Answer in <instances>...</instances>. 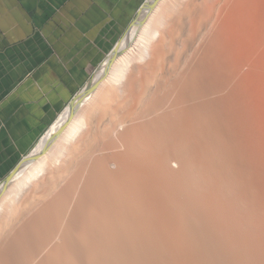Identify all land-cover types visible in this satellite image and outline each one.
Instances as JSON below:
<instances>
[{"label": "bare ground", "instance_id": "bare-ground-1", "mask_svg": "<svg viewBox=\"0 0 264 264\" xmlns=\"http://www.w3.org/2000/svg\"><path fill=\"white\" fill-rule=\"evenodd\" d=\"M146 7L0 185V264H264V0Z\"/></svg>", "mask_w": 264, "mask_h": 264}, {"label": "crops", "instance_id": "crops-1", "mask_svg": "<svg viewBox=\"0 0 264 264\" xmlns=\"http://www.w3.org/2000/svg\"><path fill=\"white\" fill-rule=\"evenodd\" d=\"M145 1L0 0V185L39 146Z\"/></svg>", "mask_w": 264, "mask_h": 264}, {"label": "rangeland", "instance_id": "rangeland-1", "mask_svg": "<svg viewBox=\"0 0 264 264\" xmlns=\"http://www.w3.org/2000/svg\"><path fill=\"white\" fill-rule=\"evenodd\" d=\"M148 1H149V0H146V1L144 2L143 6L141 7V9L139 10V12H138L137 15L135 16V18H134V20H133V23H132V24H134V22H135V24H134V26L132 27V29H131L130 32H129L130 35L128 34V36H126V33L129 31V29H128V30L125 32V34L123 35V37H124V36H125V37H124L123 40H120V42H119V44H118V47L116 48V51H115L114 54H113L114 56H115V54L117 53V51H119L120 47H121L123 44H125V47H126L127 49H130V48H132V47L134 46V44H133V43H134V39L136 38L137 33H138L137 30L135 31V28H136V26H137L136 23L138 22V18H139V16H140L142 13H144V11H146L147 7L149 6V5H148V6H147V7L141 12V10H142V9L148 4ZM151 2H152V1H151ZM131 26H132V25H131ZM131 26H130V27H131ZM130 27H129V28H130ZM133 35H134V37H133ZM123 37H122V38H123ZM126 37H127V38H126ZM122 38H121V39H122ZM124 40H128V44H127L126 41H124ZM113 58H114V57H113ZM113 58H112V59H113ZM110 59H111V58H110ZM110 59H109V60H110ZM107 61H108V60H107ZM107 61H106V62H107ZM106 62H105V63H106ZM104 65H105V64H104ZM109 65H110V64H109ZM101 70H102V69H101ZM96 73H97V71H96ZM96 73H94V75H93L92 78H91V80H92V79H93V80L91 81L90 86H91V84H92L93 82H95V80H96V76H95ZM94 79H95V80H94ZM90 86H89V87H90ZM89 87H88V89H87L86 92H89V90H90ZM85 94H87V93H84V94L81 95L80 97L84 96ZM80 97H77L76 99H78V98H80ZM90 98H91V97H89V99H90ZM69 108H70V106H69ZM69 108H68V109H69ZM66 112H67V111H66ZM66 112H65V113L63 112L64 115H63V113H62V114H61V117H62V115H63V117H64L65 114H66ZM61 117H60V118H61ZM58 118H59V117H58ZM60 118H59V119H60ZM57 121H58V120H57ZM57 121H56V122H57ZM71 121H72V120H71ZM71 121H69V122H71ZM60 122H61V121H60ZM69 122H68V123H69ZM69 124H70V123H69ZM69 124H68V125H69ZM51 126H52V125H51ZM51 126H50V127H51ZM50 127H49V128H50ZM49 128H48V129H49ZM65 128H66V126H65ZM65 128H64V129H65ZM48 129H47V130H48ZM52 131H53V130H52ZM47 133H48V132H47ZM47 133H44V135L47 134ZM45 136H46V135H45ZM45 136H44V137H45ZM47 137H48V136H47ZM47 137H46V138H47ZM46 138H45V140H46ZM39 142H41V141H39ZM36 149H38V148H36ZM36 149H35V151H36ZM35 151H34V152H35ZM29 154H30V153H29ZM32 155H33V153H32L29 157H31ZM26 156H27V155H26ZM2 198H3V195L0 196V201L2 200Z\"/></svg>", "mask_w": 264, "mask_h": 264}, {"label": "water", "instance_id": "water-1", "mask_svg": "<svg viewBox=\"0 0 264 264\" xmlns=\"http://www.w3.org/2000/svg\"><path fill=\"white\" fill-rule=\"evenodd\" d=\"M120 42V41H119ZM119 42L115 45V47H114V49L111 51V53L110 54H112L113 52H115L116 51V48L118 47V44H119ZM110 56V55H109ZM90 83H91V80L87 83V85L85 86L86 88H88L89 87V85H90ZM84 87V88H85ZM77 96H78V94L74 97V99L70 102V104L68 105V106H71L73 103H74V101H75V99L77 98ZM30 154H28L24 159H23V161L29 156ZM22 161V162H23ZM21 162V163H22ZM21 163H20V165H21ZM19 165V166H20ZM19 166L11 173V175L5 180V181H3V183L2 184H4V183H6V182H8L9 180H10V178L13 176V174H14V172L19 168Z\"/></svg>", "mask_w": 264, "mask_h": 264}, {"label": "built area", "instance_id": "built-area-1", "mask_svg": "<svg viewBox=\"0 0 264 264\" xmlns=\"http://www.w3.org/2000/svg\"><path fill=\"white\" fill-rule=\"evenodd\" d=\"M47 132H48V130L46 131V133H47ZM43 136H44V135H43ZM42 138H43V137H42ZM42 138H41V139H42Z\"/></svg>", "mask_w": 264, "mask_h": 264}, {"label": "clouds", "instance_id": "clouds-1", "mask_svg": "<svg viewBox=\"0 0 264 264\" xmlns=\"http://www.w3.org/2000/svg\"><path fill=\"white\" fill-rule=\"evenodd\" d=\"M97 71H98V70H97ZM67 107H68V106H67ZM67 107H66V108H67Z\"/></svg>", "mask_w": 264, "mask_h": 264}]
</instances>
